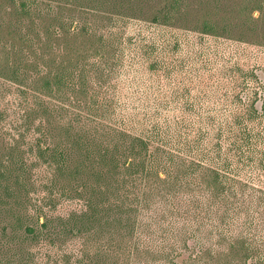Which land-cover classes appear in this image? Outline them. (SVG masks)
<instances>
[{"label":"trees","instance_id":"16d2710c","mask_svg":"<svg viewBox=\"0 0 264 264\" xmlns=\"http://www.w3.org/2000/svg\"><path fill=\"white\" fill-rule=\"evenodd\" d=\"M8 1L24 46L36 20L49 19L58 23L46 28L50 52L63 32L97 42L104 63L88 55L68 59L67 47L51 60L44 54L45 69L32 63L39 79L32 88L16 63L9 66L8 80L19 86L13 101L2 91L0 125L10 109L15 132L0 134L9 146L0 156V181L15 223L11 236L1 230L0 242L16 241L23 231L29 241L45 238L51 245L81 240L67 264H221L229 253L224 246L264 264V52L225 43L210 58L188 34L200 33L201 45L204 36L230 38L237 31L243 38L249 23L220 26L186 0H162L157 9L155 0H66L104 16L98 35L94 27L56 16L43 0ZM27 20L23 34L19 27ZM40 164L53 176L50 198L32 216L28 205ZM65 182L83 208L54 216L45 205L53 207L51 195L68 196L64 186L54 190ZM94 241L104 244L92 255Z\"/></svg>","mask_w":264,"mask_h":264},{"label":"rangeland","instance_id":"374dc122","mask_svg":"<svg viewBox=\"0 0 264 264\" xmlns=\"http://www.w3.org/2000/svg\"><path fill=\"white\" fill-rule=\"evenodd\" d=\"M188 1L195 4V7L200 8V11H197L198 15L208 16L213 22L218 23L220 26L233 24L230 25L233 28L236 23L240 22L249 23L248 25H250V27L245 26L246 33L243 35V38L238 37L239 35L237 31L236 33H233L235 37L230 38H226L225 35L221 36V38L204 36V45L200 44L202 36L200 33L187 31L188 34L194 37L195 42L200 45V49L212 52L210 58L214 57L213 49H215L218 45H222L223 47L225 43L231 44V49H238V51L240 48H246L253 53H257V51L264 52V0H186L185 2L187 5ZM161 2L162 0H155L154 5L156 9L161 7ZM41 4L44 7L46 4H52L54 14L56 16L63 15L67 18H73L75 21L81 22L82 26L87 24L89 28L94 27V29H97L98 35L104 34V16L97 14H85L81 11L80 4H70L66 6V0H43ZM14 12L15 10L13 9V5L8 0H0V105L4 104L2 94L3 89L5 90L4 93L5 96H7L8 102L13 101V97L17 94L16 86L19 85H13L8 80L12 76L9 66L13 63H16V65L22 69L25 83L31 85V88L35 86L34 80L38 79L34 64L37 63L39 68L45 69L44 64H46L47 61L42 60V56L44 54H46L45 58L48 56L49 60H51L54 58L52 53L64 56L66 54L67 47L72 50L68 52V59L75 60L79 56H82L80 60H83V57L88 55L91 56V60H98L104 63V49L102 53L103 56L97 55L99 47V45L97 46V42L86 40L84 44L82 37L80 39H74V37L67 38L63 32H61L59 37L56 36L57 38H53V43L51 45L54 50L50 52L49 49L46 48V43H48L46 42L48 38L46 28L53 24L49 19L36 20L37 25L34 27V32L30 33L32 42H29L26 46H24V43L20 39L18 30L15 27L19 19L17 21V18H15L17 16L14 15ZM101 12L104 11L102 10ZM23 22L24 25H21L19 29L22 30L23 34H25L29 32L28 26L30 24V20ZM53 25L56 27L55 24ZM144 27H148V25H144ZM38 33H40V37L45 42V45H43L41 40L37 37ZM183 33H185V31H183ZM241 40H243V42H241ZM84 47H86V49ZM21 48L23 49L20 50ZM43 51H47L48 53H43ZM97 85L104 86L103 80H98ZM29 100L31 102L32 97H29ZM8 112L10 113V117L6 122L0 125V134L3 131H7L9 133L15 132L12 131L15 127L12 120H14L15 117H13L10 109ZM43 118L44 117L39 116L37 120H35V123L37 124V122ZM52 124L54 128H57L54 132L55 136H58L57 134L60 135L58 120L53 119ZM29 138L33 139V133L28 135L27 140ZM3 140L4 138L0 139V156L1 154H5L6 148L9 147L8 145H5ZM5 164L8 165V163ZM52 177L53 176L49 167L45 164H40L39 167L35 169L34 184L32 186L33 190L30 194L31 203L28 205L29 212L32 216L34 215V209L37 208L36 206H41L44 203L45 198H50L47 187H49ZM69 183L71 185L67 182L60 183L54 189L59 194V191L62 190V187L64 186L67 190L66 192L68 196L59 197L60 195H51L52 199L56 198L53 207H51L52 205H45L46 210H50L51 214L54 216H66L71 212L78 211L83 208V200L78 198L76 192L72 191L70 187L73 185L76 189H78V191H83L84 189L79 187L77 188V181H69ZM1 185H3L2 181H0V196L4 197L5 193L2 190ZM94 185V181L89 182V186H91V188H93ZM101 190L104 191V188H101ZM21 193L23 194V192ZM7 201L8 200L5 197L2 201L0 200V241L1 230L6 229L8 236H11L12 226L15 223L14 212L10 210L12 207L6 204ZM42 222L43 217L40 218V223ZM31 224L32 223H30V225ZM33 225H37V222H34ZM19 235L21 238L16 241L15 239L10 240L6 238L4 243L0 242V264H67L65 260L66 256L71 257L73 263L81 246V240L79 239L69 240L63 245H51L45 238H41L37 241H29L25 238L26 235L24 234V231L20 232ZM102 244H104V241H94L91 243V250H94L92 255L97 253L98 248ZM224 247L229 251V253L228 256H222L219 259L221 264H254L252 259H245L246 253L242 249L237 247ZM187 256L188 253L177 262L180 263V261L185 260Z\"/></svg>","mask_w":264,"mask_h":264}]
</instances>
